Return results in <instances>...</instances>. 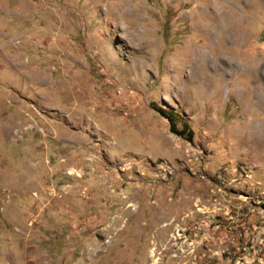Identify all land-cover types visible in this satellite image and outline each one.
I'll return each mask as SVG.
<instances>
[{
  "label": "rangeland",
  "instance_id": "obj_1",
  "mask_svg": "<svg viewBox=\"0 0 264 264\" xmlns=\"http://www.w3.org/2000/svg\"><path fill=\"white\" fill-rule=\"evenodd\" d=\"M0 264H264V0H0Z\"/></svg>",
  "mask_w": 264,
  "mask_h": 264
},
{
  "label": "trees",
  "instance_id": "obj_2",
  "mask_svg": "<svg viewBox=\"0 0 264 264\" xmlns=\"http://www.w3.org/2000/svg\"><path fill=\"white\" fill-rule=\"evenodd\" d=\"M161 112L164 113V115L167 116V118L170 120L171 122V130L177 134H182V132L180 130H178L175 126L174 120L172 119V116L169 114H165L166 112L164 110L161 109Z\"/></svg>",
  "mask_w": 264,
  "mask_h": 264
}]
</instances>
